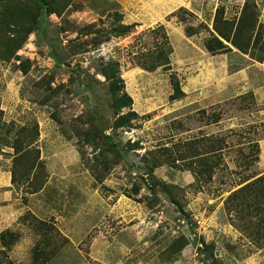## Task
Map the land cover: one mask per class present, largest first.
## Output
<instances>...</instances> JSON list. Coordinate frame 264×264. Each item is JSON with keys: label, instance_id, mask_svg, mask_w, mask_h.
Listing matches in <instances>:
<instances>
[{"label": "rangeland", "instance_id": "374dc122", "mask_svg": "<svg viewBox=\"0 0 264 264\" xmlns=\"http://www.w3.org/2000/svg\"><path fill=\"white\" fill-rule=\"evenodd\" d=\"M247 2L264 24V0H64L39 15L0 59V264H264V213L230 200L264 176V61L205 46L217 10L238 23ZM159 26L172 70L148 72ZM109 62L133 99L119 115ZM33 124L27 173L8 143Z\"/></svg>", "mask_w": 264, "mask_h": 264}, {"label": "trees", "instance_id": "16d2710c", "mask_svg": "<svg viewBox=\"0 0 264 264\" xmlns=\"http://www.w3.org/2000/svg\"><path fill=\"white\" fill-rule=\"evenodd\" d=\"M71 0H67L70 2ZM64 0H1L0 2V49L5 51L0 53V59L10 60L12 55L21 49L24 38H27L35 29L36 22L42 12L52 14L57 12V6ZM20 6V7H19ZM19 9V10H18ZM224 8L218 9L214 20V33L212 38L205 43L206 49L212 55H219L231 51L229 45H232L244 54H248L257 62L264 61V24H258V15L254 11V4L247 2L240 21L228 20L225 18ZM22 20L23 23L18 21ZM131 27L126 28V30ZM152 33L157 34L160 40L156 44V49L148 54H140L138 66L148 72H155L162 68L164 71H170L171 55L173 53L169 36L164 26H159ZM24 34L26 37H20ZM14 35V38L12 37ZM16 37V38H15ZM104 76L110 82V92L113 96V107L119 115L124 109H131L133 99L126 93L125 81L121 77L118 63L109 62L104 66ZM173 94L170 97L172 102L183 99L186 95L182 90L180 82L175 75L171 76ZM136 113L129 112L121 115L118 119L117 127H123L136 117ZM5 140V139H4ZM39 140V129L36 124L32 126L19 127L11 143L14 149V166L23 167L27 173L41 166L40 151L36 147ZM161 163L156 164L154 168L160 167ZM250 180L244 181L242 184ZM16 181V174L13 171V184ZM40 188L35 189L37 193ZM264 176L259 177L253 182L246 184L235 191L230 200L235 204L232 208H238L241 214L247 216V212L260 215L264 213ZM247 199V200H246ZM251 201V205L249 204ZM254 204V205H253ZM252 222V221H251ZM264 220L262 221V223ZM260 223V230L257 228V234L261 235L264 226ZM249 225V224H248ZM259 226V227H260ZM253 227V225H252ZM256 227V226H255ZM263 229V230H262ZM14 236L11 233H2V239L7 236ZM188 245V244H186ZM218 264V263H216Z\"/></svg>", "mask_w": 264, "mask_h": 264}]
</instances>
